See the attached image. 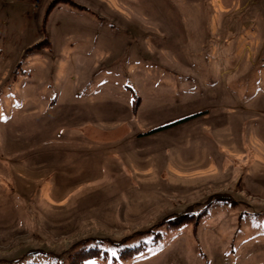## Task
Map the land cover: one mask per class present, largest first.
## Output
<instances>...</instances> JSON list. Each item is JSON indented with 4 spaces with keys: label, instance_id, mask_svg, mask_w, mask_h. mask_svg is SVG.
<instances>
[{
    "label": "rangeland",
    "instance_id": "rangeland-1",
    "mask_svg": "<svg viewBox=\"0 0 264 264\" xmlns=\"http://www.w3.org/2000/svg\"><path fill=\"white\" fill-rule=\"evenodd\" d=\"M186 209L87 264H264V0H0V264Z\"/></svg>",
    "mask_w": 264,
    "mask_h": 264
},
{
    "label": "trees",
    "instance_id": "trees-1",
    "mask_svg": "<svg viewBox=\"0 0 264 264\" xmlns=\"http://www.w3.org/2000/svg\"><path fill=\"white\" fill-rule=\"evenodd\" d=\"M213 198H220L219 196H213ZM206 205L210 203L207 201ZM191 209H186L180 213L173 214V218L166 217L163 224H166L165 233L159 234L153 230H147L137 233L134 237L121 240L119 242H113L111 240L94 239L89 240L67 255L61 262H53L54 264H87L93 260H107L111 263L126 262L144 253L148 247L157 245L165 234L173 232L178 229L176 225L181 218L185 215H190ZM201 215V214H200ZM180 218V219H179ZM179 219V220H178ZM178 220V221H177ZM170 223H175L171 225ZM33 254H40L34 252ZM53 261V260H52ZM30 264L31 262H25ZM17 264H20L19 262Z\"/></svg>",
    "mask_w": 264,
    "mask_h": 264
}]
</instances>
